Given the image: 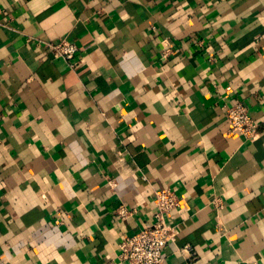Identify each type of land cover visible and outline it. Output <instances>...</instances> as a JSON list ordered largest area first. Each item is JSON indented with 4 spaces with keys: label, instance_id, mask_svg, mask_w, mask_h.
Masks as SVG:
<instances>
[{
    "label": "crops",
    "instance_id": "obj_1",
    "mask_svg": "<svg viewBox=\"0 0 264 264\" xmlns=\"http://www.w3.org/2000/svg\"><path fill=\"white\" fill-rule=\"evenodd\" d=\"M160 189L163 264H264V0H0V264H127Z\"/></svg>",
    "mask_w": 264,
    "mask_h": 264
},
{
    "label": "built area",
    "instance_id": "obj_2",
    "mask_svg": "<svg viewBox=\"0 0 264 264\" xmlns=\"http://www.w3.org/2000/svg\"><path fill=\"white\" fill-rule=\"evenodd\" d=\"M45 48L54 58L62 59L70 64L76 58L78 49L75 44L66 40L47 42ZM170 51L163 52V57ZM225 119L228 125L227 133L241 135L244 139L253 141L257 137V125L253 122L248 108L240 102L225 108ZM182 199L170 189H160L154 193V208L152 222L148 227L134 235L122 239L119 243V260L127 264H163L164 247L175 241V227L171 215L180 209ZM116 216L125 219L129 211L124 205L116 209ZM190 251L191 249H184ZM256 264V263H254Z\"/></svg>",
    "mask_w": 264,
    "mask_h": 264
}]
</instances>
